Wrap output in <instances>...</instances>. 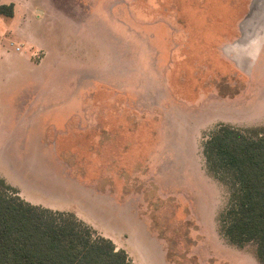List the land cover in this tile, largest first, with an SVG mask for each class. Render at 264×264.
Here are the masks:
<instances>
[{
	"label": "rangeland",
	"instance_id": "rangeland-1",
	"mask_svg": "<svg viewBox=\"0 0 264 264\" xmlns=\"http://www.w3.org/2000/svg\"><path fill=\"white\" fill-rule=\"evenodd\" d=\"M8 2L0 176L136 264H260L219 232L230 193L201 144L221 122L264 124V0Z\"/></svg>",
	"mask_w": 264,
	"mask_h": 264
},
{
	"label": "trees",
	"instance_id": "trees-1",
	"mask_svg": "<svg viewBox=\"0 0 264 264\" xmlns=\"http://www.w3.org/2000/svg\"><path fill=\"white\" fill-rule=\"evenodd\" d=\"M14 2L0 3L12 17ZM205 169L228 187L217 215L221 236L237 247L254 243L264 264V124L219 123L202 141ZM0 264H133L110 238L74 212L32 204L0 176Z\"/></svg>",
	"mask_w": 264,
	"mask_h": 264
},
{
	"label": "crops",
	"instance_id": "crops-1",
	"mask_svg": "<svg viewBox=\"0 0 264 264\" xmlns=\"http://www.w3.org/2000/svg\"><path fill=\"white\" fill-rule=\"evenodd\" d=\"M19 193V195H20V192H18ZM20 197L22 198V196L20 195ZM113 197V196H112ZM22 199H24V198H22ZM25 200V199H24ZM25 201H27V200H25ZM29 202V201H28ZM31 203V202H30ZM122 204H124V203H122ZM35 205H37V204H35ZM125 205V204H124ZM45 207V206H44ZM131 207V210L133 211V213H134V207L133 206H130ZM49 208V207H48ZM59 210V209H58ZM65 211H67V210H65ZM75 213V212H74ZM76 214V213H75ZM77 215V214H76ZM134 215H135V218L140 222V216L137 214V213H134ZM78 216V215H77ZM79 217V216H78ZM80 218V217H79ZM81 219V218H80ZM144 219V218H143ZM83 220V219H82ZM84 221V220H83ZM144 225H145V229L149 232V234H150V237L152 238V241L154 242V243H156V244H159L162 248H163V250L165 251V246H164V241H163V239H161V238H159V237H157L155 234H154V232H152V230L149 228V225H148V222H147V220L146 219H144ZM86 223H88V222H86ZM89 224V223H88ZM90 225V224H89ZM126 236H127V234H126ZM109 238L110 239H112L113 241H114V243L117 245V246H119L120 248H122V249H124L127 253H128V255L131 257V260H132V262H133V264H136L134 261V258H133V256H132V254H131V251H130V249L129 248H127V247H125L120 241L118 242V240L117 239H115L114 237H110L109 236ZM124 240L125 241H128L127 240V238L126 237H124ZM167 260V259H166ZM168 262V261H167ZM169 264V263H168Z\"/></svg>",
	"mask_w": 264,
	"mask_h": 264
}]
</instances>
